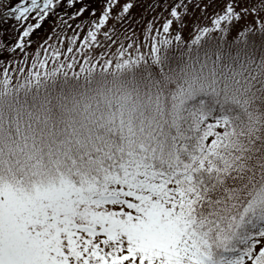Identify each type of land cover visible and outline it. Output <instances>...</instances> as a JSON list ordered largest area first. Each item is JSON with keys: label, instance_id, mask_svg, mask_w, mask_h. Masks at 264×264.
<instances>
[{"label": "snow or ice", "instance_id": "1", "mask_svg": "<svg viewBox=\"0 0 264 264\" xmlns=\"http://www.w3.org/2000/svg\"><path fill=\"white\" fill-rule=\"evenodd\" d=\"M0 264H264V0H0Z\"/></svg>", "mask_w": 264, "mask_h": 264}, {"label": "rangeland", "instance_id": "2", "mask_svg": "<svg viewBox=\"0 0 264 264\" xmlns=\"http://www.w3.org/2000/svg\"><path fill=\"white\" fill-rule=\"evenodd\" d=\"M97 7H99V3L97 4ZM138 12H139V8H138V7L133 9V14H136V13H138ZM47 28H48V25H47ZM46 30H47V29L42 28V29L40 30V34L43 35L44 32H45Z\"/></svg>", "mask_w": 264, "mask_h": 264}, {"label": "trees", "instance_id": "3", "mask_svg": "<svg viewBox=\"0 0 264 264\" xmlns=\"http://www.w3.org/2000/svg\"><path fill=\"white\" fill-rule=\"evenodd\" d=\"M95 2H96V5H97V4L100 2V0H95ZM44 28H45V29H48V28H47V24L44 26Z\"/></svg>", "mask_w": 264, "mask_h": 264}]
</instances>
